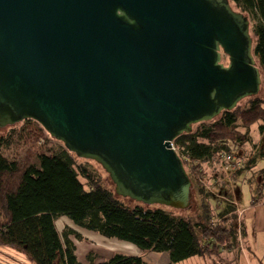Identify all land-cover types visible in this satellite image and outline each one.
Here are the masks:
<instances>
[{
	"label": "water",
	"instance_id": "1",
	"mask_svg": "<svg viewBox=\"0 0 264 264\" xmlns=\"http://www.w3.org/2000/svg\"><path fill=\"white\" fill-rule=\"evenodd\" d=\"M261 84L229 0H0V131L38 122L138 203L193 207L171 143Z\"/></svg>",
	"mask_w": 264,
	"mask_h": 264
},
{
	"label": "trees",
	"instance_id": "2",
	"mask_svg": "<svg viewBox=\"0 0 264 264\" xmlns=\"http://www.w3.org/2000/svg\"><path fill=\"white\" fill-rule=\"evenodd\" d=\"M229 1L254 21L251 35L264 92V0ZM256 122H261L259 132L264 133V95L259 93L242 107L194 124L190 132L173 141L200 193L206 194L200 185L202 164L225 154L232 156L234 147L251 140L249 128ZM9 143L8 135L0 134V248L12 250L6 253L12 264H79L71 235L79 240L82 236L72 228L61 234L55 225L61 217L81 229L135 245L143 252L166 253L168 264L193 256L218 255L236 243L233 226L214 224L212 219L205 223L174 217L156 205L117 195L108 174L91 168L89 160L78 163L65 147L51 154L39 152L35 146L25 147L9 159L3 153ZM228 207H232L231 212L235 210ZM98 264L146 263L140 256L115 254Z\"/></svg>",
	"mask_w": 264,
	"mask_h": 264
},
{
	"label": "rangeland",
	"instance_id": "3",
	"mask_svg": "<svg viewBox=\"0 0 264 264\" xmlns=\"http://www.w3.org/2000/svg\"><path fill=\"white\" fill-rule=\"evenodd\" d=\"M250 22L251 30H253L254 21L251 18ZM227 61V57L223 55L222 62L227 64ZM260 90L259 94L264 95L263 88ZM248 98L242 99L237 106H244ZM260 124L261 122H256L250 126L251 140L249 142L240 148H233L231 160L226 161V163H231L229 169L226 168L228 164L222 162V157L202 164L204 174L201 176L200 185L206 194L200 193L197 184L193 183V201L195 202L193 207L176 209L156 205L174 217L190 218L193 222L203 221L205 223H210L212 219L214 224L224 223L228 227L233 226L237 234L233 247L222 250L218 255L193 256L175 264H263L264 133L259 132ZM240 129L245 131L244 128ZM0 134L9 137L10 143L3 149V153L9 159H13L25 147L35 146L39 152L49 154L64 147L62 142L52 138L38 122L32 119L10 126L5 132L0 131ZM77 159L78 163L86 160ZM89 161L91 168L102 175L107 174L98 163ZM105 181L108 182V179L105 178ZM256 198L258 199L255 203ZM126 204L129 205L130 201ZM204 204L208 209L203 206ZM228 206H234L236 213L229 211L232 207ZM55 225L61 234L65 229L72 228L82 236V240H79L71 235L77 247L76 255L79 264H98L115 254L142 256L146 264L169 263L166 253H144L137 246L125 241L107 238L93 231L81 229L67 217L58 218ZM11 251L8 247L0 248V262L12 264V259L6 254Z\"/></svg>",
	"mask_w": 264,
	"mask_h": 264
},
{
	"label": "built area",
	"instance_id": "4",
	"mask_svg": "<svg viewBox=\"0 0 264 264\" xmlns=\"http://www.w3.org/2000/svg\"><path fill=\"white\" fill-rule=\"evenodd\" d=\"M171 145H172V148L176 151V148L174 147L173 142L171 143ZM176 152H177V151H176ZM222 158H223V160H222L223 163H226L227 160H231V156H230V155H227V154H225ZM226 164H228V166H226V168L229 169L231 163H230V164H229V163H226ZM231 166H232V165H231ZM232 167H233V166H232Z\"/></svg>",
	"mask_w": 264,
	"mask_h": 264
},
{
	"label": "crops",
	"instance_id": "5",
	"mask_svg": "<svg viewBox=\"0 0 264 264\" xmlns=\"http://www.w3.org/2000/svg\"><path fill=\"white\" fill-rule=\"evenodd\" d=\"M233 213H236L235 210L233 211ZM144 253H145V252H144ZM141 257H142V256H141ZM144 261H145V260H144ZM262 261H263V264H264V257H263ZM145 263H146V262H145Z\"/></svg>",
	"mask_w": 264,
	"mask_h": 264
}]
</instances>
